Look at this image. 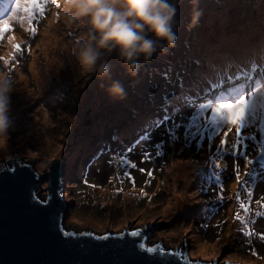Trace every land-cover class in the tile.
Segmentation results:
<instances>
[{
  "label": "rangeland",
  "instance_id": "obj_1",
  "mask_svg": "<svg viewBox=\"0 0 264 264\" xmlns=\"http://www.w3.org/2000/svg\"><path fill=\"white\" fill-rule=\"evenodd\" d=\"M227 1L229 6L239 8L249 5V1ZM172 3L177 8L176 19L180 21V26L177 29L176 46L167 55H154L135 78L125 74L115 56L110 60L112 78L120 80L127 93L123 100L108 97L95 77L79 74L73 49L86 32V27L68 28L62 17L59 23L52 24L50 16L43 29L52 24L54 32H50L49 36L57 40H52L47 46L42 45L41 38L44 35L41 31L36 49L27 60V67L20 68L19 77L15 70L10 73L12 92L9 116L12 126L6 147L0 150V164L16 157L20 162L39 170L41 175L58 167L56 172H62L63 176V170L69 168L66 178L69 185L65 190L66 204L63 206L66 209L65 228L77 232L89 229L100 234L111 229H133L148 225L149 243L160 242L166 248L180 249L192 259L209 262L216 257L217 262L222 263L262 264L264 249L259 250L248 244L249 240L252 243L260 240L264 243V239L257 235L252 238L246 236V232H251L249 226L254 227L252 219L256 218L255 213H248L251 222L241 231V222L235 219L237 211L244 215L239 203L234 206L220 203L219 198H213V193L217 192L201 183L203 178L196 168L202 165L201 158L205 155L203 147L197 150L196 147L187 146L182 135L183 129L179 132V141L167 140L163 136L164 129L156 128L155 121L145 114L160 110L165 103L163 94L169 91V86L159 78L160 73L165 72L166 79L175 82V90L181 78L185 85L193 79L195 69L200 72L194 76L198 78L202 74V65L205 66L207 62L209 69L206 73L210 74L213 66L219 63L215 58L223 57L222 53L214 55L213 51L225 43L223 40L230 37L235 39L230 48L238 56L249 47V62L254 60L264 32V11L262 14L258 11L260 19L253 22L251 28H241V24H248L252 18L244 21L236 19L233 14L216 7L217 2L208 5V2L200 0V5L208 6H200L199 9L209 14L200 18L197 27L187 31L184 25L188 23L191 9L187 12L184 7L191 5L188 0H172ZM207 20L212 21L206 24ZM8 34L11 35V31ZM153 83L157 84L154 88ZM180 95L181 89L178 95L169 100L173 101L170 115L177 120L183 116L184 123H187L194 111L192 109H195L189 105L191 100L188 96L194 99L195 95L185 93L177 105ZM135 112L140 114V119L134 121ZM209 115L210 112L206 110L199 117L202 125ZM148 118L146 127L152 126L150 130L155 128L151 132V141L137 145L129 155L137 163V168L131 169L119 159L125 152L123 148L97 147L102 144L100 140L107 139L110 132L116 129L123 128L111 135L113 139L129 137L126 128L135 123L139 125ZM162 139L167 141L165 147L159 150L162 156L156 157L157 150L152 149L150 159L144 161L140 153L148 149V144H155ZM66 152L70 153L67 162ZM113 156L116 159L109 164ZM56 162L58 165L53 166ZM139 168H144L145 172L141 173ZM149 170H152V176L147 175ZM125 172H129L131 178ZM62 178L59 180L61 183ZM97 183L102 185L98 186ZM202 188L205 191L201 192ZM192 193L197 195L193 196ZM256 228L257 233H264V223L261 221H258Z\"/></svg>",
  "mask_w": 264,
  "mask_h": 264
},
{
  "label": "clouds",
  "instance_id": "obj_2",
  "mask_svg": "<svg viewBox=\"0 0 264 264\" xmlns=\"http://www.w3.org/2000/svg\"><path fill=\"white\" fill-rule=\"evenodd\" d=\"M53 3L60 6L59 0ZM188 3L192 7L184 27L191 31L198 26L202 12L198 7L200 0H188ZM19 4V12L26 13L34 2L26 0L21 4L19 0ZM176 13L172 0H63L57 15L63 17L68 28L86 27L73 49L79 74L95 77L108 97L123 100L127 93L122 82L112 78L110 60L115 56L128 77H137L142 66L154 55H167L176 46L180 26ZM4 31V26L0 25V38ZM13 39L9 36L8 42L15 49ZM12 59H15L13 52L0 55L5 66ZM11 92L10 71H0V150L6 147L12 126L9 117Z\"/></svg>",
  "mask_w": 264,
  "mask_h": 264
},
{
  "label": "snow or ice",
  "instance_id": "obj_3",
  "mask_svg": "<svg viewBox=\"0 0 264 264\" xmlns=\"http://www.w3.org/2000/svg\"><path fill=\"white\" fill-rule=\"evenodd\" d=\"M19 0H15L14 7H12L9 14L0 17V25L4 26L6 32L11 31V28L6 27L9 25L10 21L19 19ZM41 9V4L34 3L32 8L24 13V20L29 23V31L35 32L36 29L31 26V21L35 19L36 10ZM264 50V49H262ZM15 51L20 52V45L17 44L15 46ZM253 70H255V65H253ZM246 75V74H244ZM242 78L241 74H237L235 77L228 76L227 82L221 71L213 66V71L210 74H200L198 78L191 79L187 85H185L184 80L181 78L179 80V87L181 89V97L177 99V105L180 104V98L183 97L184 93H194L195 98L190 95L188 99L191 100V107L196 108L198 105L199 112L197 114L191 115L189 121L184 123V117L180 118L178 122L172 115H170L167 111L169 106L168 98L165 97L164 110L165 115L162 119H157L155 121V127L160 128L163 127V136L170 140L171 142H176L180 140V130L183 129V139L187 142V146L191 147L193 143H195L196 149L200 150L203 146V142L206 137V133H210V131L214 132H222V135L219 137V142L216 147V152L219 153L221 150H225L226 153L235 154L232 150L238 149L240 145H244L245 148L248 147L247 144H244V141L247 139V136L242 135L244 129H246L249 125L250 118H254L257 113L258 103L256 99L255 92H252L249 95H245L246 89L243 86H229L230 84L235 83V81H239ZM251 79V77H249ZM218 81V82H213ZM205 83H210V88L205 87L202 88L201 85ZM261 91V101L259 103V107L264 108V89ZM175 95V94H174ZM200 100H206V103H199ZM210 111V115L205 117L204 124L198 123V119L200 116L204 115L205 111ZM234 129V131H233ZM262 131H264V125H262ZM231 133L233 139L231 141V149H227V145L229 144V134ZM151 130L149 128H143L142 134L139 135L138 139L133 142L130 146L127 147L124 154L119 157L121 161L127 164L131 169L137 168V163L133 162L129 155L133 153L134 148L145 142L151 141ZM212 134L207 135V140L209 142L208 147L211 150L212 148ZM255 138V137H253ZM166 140L162 139L161 141L154 144L155 156H162V152L159 151L163 149L166 144ZM260 153H264V142H261L259 145ZM142 159L144 161H148L150 159V152L147 148H145L140 153ZM243 159L245 162V172L242 174L240 165L237 163L235 166V182L233 185V190L235 191L236 185H241L247 183L245 181V176H250L251 170L248 169L249 165H252L253 160L250 159L247 155L243 154ZM116 157L113 156L108 163L111 164ZM212 163L215 164L216 168H220L221 165L218 161L215 160L214 157H209ZM261 159L264 160V156H261ZM8 171L11 173L15 172V168L3 169L0 168V172ZM141 173L145 172L144 168H139ZM126 176L130 177L129 172H125ZM148 176H152V170L147 172ZM216 182L220 183V176L216 175ZM85 183H88L85 180ZM92 187H96V185H92ZM222 188V186H221ZM205 191V189H201V192ZM147 195V193H144ZM62 195V194H61ZM193 196H196L197 193H192ZM248 198L251 199L252 192H248ZM223 197H220L222 199ZM33 201L40 205H47L51 199V197L41 200L38 196L33 195ZM236 199L239 201V208L243 209L244 215H241L239 211H237L235 215V219L241 222V231L244 230V227L247 226L251 221L248 219V213L252 211V209L245 204L241 199L239 194H237ZM261 200H264V196L261 197L260 200L256 201L257 205H261ZM196 203H202V201H195ZM264 215L259 211L256 212V216ZM148 225H144L142 227L128 229L126 231H121L115 234V237L120 240L126 241L127 237L134 238L133 246L137 250L138 254L145 258V264H189L187 256L185 252L180 249H170L166 248L162 243L149 245L147 242L146 229ZM56 230L62 235V237H93L97 241H107L110 237L113 236V233L106 232L102 235H96L90 231H82L75 232L66 230L61 221L57 220ZM249 235L252 233L249 232ZM261 239H264V233L260 234ZM249 243L251 241L249 240Z\"/></svg>",
  "mask_w": 264,
  "mask_h": 264
},
{
  "label": "water",
  "instance_id": "obj_4",
  "mask_svg": "<svg viewBox=\"0 0 264 264\" xmlns=\"http://www.w3.org/2000/svg\"><path fill=\"white\" fill-rule=\"evenodd\" d=\"M48 174L56 181L62 177L55 168L42 175ZM37 183L27 173H20L17 166L14 173L0 172V264H145L131 237L127 242L116 237L107 241L62 237L56 230L61 211L55 210V203L60 204L59 200L55 198L46 206L30 200V189L38 187L43 196L48 184Z\"/></svg>",
  "mask_w": 264,
  "mask_h": 264
},
{
  "label": "bare ground",
  "instance_id": "obj_5",
  "mask_svg": "<svg viewBox=\"0 0 264 264\" xmlns=\"http://www.w3.org/2000/svg\"><path fill=\"white\" fill-rule=\"evenodd\" d=\"M226 1V3L225 4H222L221 2L219 3L218 2V5L220 6V7H224L225 9H229L231 6H229L228 5V1L227 0H225ZM201 12H202V15H201V17L200 18H205V17H207V16H205L204 17V15H206V14H209V13H207L204 9H202L201 10ZM4 13H5V11H4ZM213 14H215V13H213ZM209 16V15H208ZM212 20H207L205 23L207 24L208 22H211ZM52 40H56L55 39V37L53 36H49V33L47 32V34L42 38V43H43V45L44 46H47L48 45V43H50ZM235 39L234 38H232V37H230V38H228V39H226V40H223V41H234ZM231 43H233V42H226L225 44H223V45H221V46H219L218 48H216L215 50H213L214 51V55H219V53H222L223 55V57H222V60H226L227 58H229V57H231V56H228V55H225L224 53L226 52V51H228L229 49H231L230 48V44ZM13 44H15L16 45V41H13ZM11 46H12V44H10ZM249 49V47L247 48V49H244L243 51H242V55L243 54H245V53H250V51H247ZM9 51H11V49L9 50ZM6 53H7V51H6ZM70 53V52H69ZM235 57V56H238V55H236V53H234L233 55H232V57ZM245 57H243L242 59H244ZM56 61H58V58H56L55 59ZM157 60V59H156ZM145 66H146V64H145ZM144 66V67H145ZM202 67H203V71H201V73L202 74H206V72L208 71V67H206V66H203L202 65ZM73 70H74V68H73ZM195 72H197V70L195 69L194 70ZM228 72V74H231V72L228 70L227 71ZM198 73H200V72H198ZM236 76V75H235ZM172 81H174V80H172ZM249 85V89H248V92L249 91H251L252 89H254V86L252 87L251 86V84H248ZM247 87V86H246ZM202 88H204V87H202ZM147 121H149V118L147 119V120H145V121H143L142 123H140L139 124V126H141L142 124H144V123H147ZM137 125V124H136ZM101 142L102 143H104L102 140H101ZM58 168V167H57ZM56 168V169H57ZM26 173L27 174H29L28 173V171H26ZM31 176V175H30ZM55 210H58L59 209V207L58 206H60L58 203H55ZM112 231H114V230H112Z\"/></svg>",
  "mask_w": 264,
  "mask_h": 264
},
{
  "label": "trees",
  "instance_id": "obj_6",
  "mask_svg": "<svg viewBox=\"0 0 264 264\" xmlns=\"http://www.w3.org/2000/svg\"><path fill=\"white\" fill-rule=\"evenodd\" d=\"M245 1H249V5L247 7H244V10H239L237 7L232 6L231 8H229L228 13L230 15L233 14V17L234 18H240V19H242V21H244L245 19L248 20L249 18H252L249 21L252 24H254L257 21V19H258L257 11L255 10V1L254 0H245ZM263 2H264V0H263ZM222 39L223 38H221V40ZM222 42H225L226 43V41H222ZM222 44H224V43H222ZM131 137H132V135L129 136V137H127V138H124L123 141H127ZM126 147H128V146L126 145Z\"/></svg>",
  "mask_w": 264,
  "mask_h": 264
}]
</instances>
